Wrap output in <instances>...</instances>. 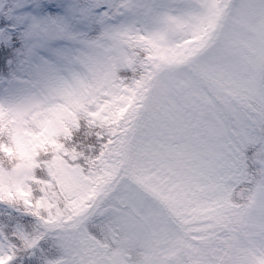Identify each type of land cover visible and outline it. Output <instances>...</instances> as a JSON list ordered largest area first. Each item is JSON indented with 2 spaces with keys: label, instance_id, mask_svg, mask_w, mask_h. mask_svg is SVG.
I'll list each match as a JSON object with an SVG mask.
<instances>
[{
  "label": "snow or ice",
  "instance_id": "obj_1",
  "mask_svg": "<svg viewBox=\"0 0 264 264\" xmlns=\"http://www.w3.org/2000/svg\"><path fill=\"white\" fill-rule=\"evenodd\" d=\"M0 264H264V0H0Z\"/></svg>",
  "mask_w": 264,
  "mask_h": 264
}]
</instances>
